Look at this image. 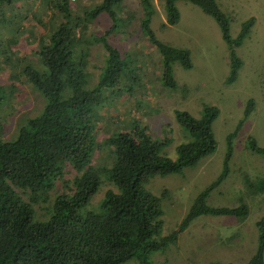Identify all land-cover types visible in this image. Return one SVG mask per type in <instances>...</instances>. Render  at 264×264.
Returning <instances> with one entry per match:
<instances>
[{
    "label": "trees",
    "instance_id": "1",
    "mask_svg": "<svg viewBox=\"0 0 264 264\" xmlns=\"http://www.w3.org/2000/svg\"><path fill=\"white\" fill-rule=\"evenodd\" d=\"M13 1L0 0V26L4 28L1 32L8 27L12 34L18 28V23L10 18ZM42 1L56 12L58 20L48 32L37 36L42 68L24 65L20 74L42 94L45 102L39 113L20 120L14 136L4 138L0 133V264H118L132 257L137 264H149L151 253L174 243L177 235L199 215H228L242 220L248 212L243 202L235 207L205 204L206 196L227 174L233 132L227 137V155L220 174L196 195L176 226L160 235L159 199L144 184L154 175L193 166L214 151L211 124L217 108L202 105L197 118L185 111H174L176 122L189 139L176 146L173 159L161 154L165 140L155 139L139 120L101 138L97 117L106 100L105 90H121L125 85V90L130 91V85L137 82L135 68L130 67L132 59L127 60V54H122L106 38L118 26L117 11L122 0H96L76 12L70 0ZM160 1L165 15L162 26L174 24L178 19L176 0ZM186 1L216 22L229 48L226 80H234L241 61L233 48L248 34L253 17L249 16L231 39L228 18L214 0ZM138 2L142 11L139 28L158 53L162 83L175 88L172 64L177 62L189 68V52L156 39L149 27L152 0ZM3 5L10 17L1 12ZM100 14H106L110 24L100 33H86V23ZM11 38L6 41L8 46L13 43ZM93 44L101 46L105 56L97 78L90 82L86 66ZM0 55L6 62L8 51L3 46ZM252 109L253 102L248 100L243 116ZM241 123L240 120L237 128ZM102 145L112 155L110 164L95 156ZM250 147L264 154V147H257L253 139ZM100 174L115 189H106L91 208ZM250 185L264 192V178ZM34 206L42 209L40 216ZM254 227L256 247L239 264H264V212L255 220Z\"/></svg>",
    "mask_w": 264,
    "mask_h": 264
},
{
    "label": "rangeland",
    "instance_id": "2",
    "mask_svg": "<svg viewBox=\"0 0 264 264\" xmlns=\"http://www.w3.org/2000/svg\"><path fill=\"white\" fill-rule=\"evenodd\" d=\"M96 0H70L75 12ZM228 18V34L235 38L241 24L253 17L248 34L233 48L241 65L234 80L227 82L229 73V48L221 37L216 22L196 5L186 0H176L178 19L166 24L160 0H152L153 12L149 27L156 39L174 47L187 49L191 66L172 64L175 88L164 86L158 53L140 31L142 15L138 0H122L118 9V26L106 38L116 45L125 58L132 59L137 82L130 91L105 90L104 106L97 117L101 126L100 137L106 133L129 126L139 120L155 139H162L161 154L175 158L178 144L188 141L184 128L175 120L174 111H185L194 118L201 114L202 105L217 108L211 129L215 140L212 153L179 172L163 176L154 175L144 187L159 199L160 235L171 231L196 195L217 178L227 155V137L231 139L227 160V174L205 198L211 207H235L243 202L248 212L242 220L228 215H199L177 235V240L163 251L149 255V264H207L209 262L246 261L256 247L255 220L264 212V192L251 186L264 178V154L253 151L250 140L264 147V0H214ZM11 17L18 28L0 26V47L8 51L6 62L0 55V133L4 138L14 136L19 122L26 116L40 112L45 98L21 74L22 66L42 68L37 52V36L48 32L54 25L56 12L42 0H14ZM74 5V6H73ZM55 12V13H54ZM34 14L36 17L32 16ZM51 18V16H53ZM128 16H131L128 18ZM110 24L106 14H100L86 23L85 32L100 33ZM15 24H13V27ZM12 37L8 46L7 39ZM105 52L98 44L89 48L86 70L93 82L101 69ZM248 100L253 109L244 117ZM241 125L237 128L239 121ZM100 162L110 164L112 155L102 145L96 155ZM114 185L100 174L90 207ZM35 213L42 209L34 206ZM264 261V252H263ZM137 264L132 257L124 263Z\"/></svg>",
    "mask_w": 264,
    "mask_h": 264
}]
</instances>
